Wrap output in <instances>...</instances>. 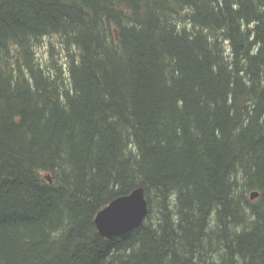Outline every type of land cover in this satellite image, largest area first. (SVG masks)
Returning <instances> with one entry per match:
<instances>
[{
	"label": "trees",
	"instance_id": "16d2710c",
	"mask_svg": "<svg viewBox=\"0 0 264 264\" xmlns=\"http://www.w3.org/2000/svg\"><path fill=\"white\" fill-rule=\"evenodd\" d=\"M0 264H264V0H0Z\"/></svg>",
	"mask_w": 264,
	"mask_h": 264
},
{
	"label": "water",
	"instance_id": "95a60500",
	"mask_svg": "<svg viewBox=\"0 0 264 264\" xmlns=\"http://www.w3.org/2000/svg\"><path fill=\"white\" fill-rule=\"evenodd\" d=\"M257 197L258 192L256 191H252L249 195L250 200ZM147 213V201L140 187L110 201L96 213L94 224L100 236L111 239L139 227Z\"/></svg>",
	"mask_w": 264,
	"mask_h": 264
},
{
	"label": "rangeland",
	"instance_id": "374dc122",
	"mask_svg": "<svg viewBox=\"0 0 264 264\" xmlns=\"http://www.w3.org/2000/svg\"><path fill=\"white\" fill-rule=\"evenodd\" d=\"M50 41L55 46L56 50H60L59 44H58L59 42H58L57 38L52 37V38H50ZM48 46H49V39H45L44 46L38 48V50H37L38 57L41 59L42 63L48 61V59H49ZM54 58H55L57 63H63L64 62V53L61 52L58 55V57H57V55H55Z\"/></svg>",
	"mask_w": 264,
	"mask_h": 264
},
{
	"label": "bare ground",
	"instance_id": "6f19581e",
	"mask_svg": "<svg viewBox=\"0 0 264 264\" xmlns=\"http://www.w3.org/2000/svg\"><path fill=\"white\" fill-rule=\"evenodd\" d=\"M44 41H45V39H44ZM48 180H49V178H48V176L46 177ZM141 186H138V187H136V188H134V189H137V188H140ZM142 189H143V187H141ZM133 189V190H134ZM143 191H144V189H143ZM127 195V194H126ZM123 196V195H122ZM120 197V196H119ZM117 198V197H116ZM144 198L146 199V197H145V194H144ZM147 201V200H146ZM127 233V232H126Z\"/></svg>",
	"mask_w": 264,
	"mask_h": 264
}]
</instances>
